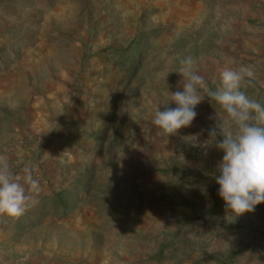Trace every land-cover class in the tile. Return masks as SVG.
<instances>
[{"label":"rangeland","instance_id":"1","mask_svg":"<svg viewBox=\"0 0 264 264\" xmlns=\"http://www.w3.org/2000/svg\"><path fill=\"white\" fill-rule=\"evenodd\" d=\"M188 58L213 91L251 68L241 90L264 103V0H0V155L40 189L6 224L9 254L264 264V203L235 215L215 181L224 153H194L223 109L204 93L176 135L152 123Z\"/></svg>","mask_w":264,"mask_h":264},{"label":"clouds","instance_id":"2","mask_svg":"<svg viewBox=\"0 0 264 264\" xmlns=\"http://www.w3.org/2000/svg\"><path fill=\"white\" fill-rule=\"evenodd\" d=\"M181 64L178 89L182 90L171 93L164 110L156 109L152 123L164 134L176 135L179 129L192 124L204 93L214 99L225 113L223 117L216 113L219 132L209 133L211 143L224 153L215 177L218 194L235 215L253 212L264 203V103L250 99L241 90L242 81L252 75V69H224L220 85L213 91L194 70L191 58ZM169 103L176 107H168ZM39 190L38 181L28 175L21 179L12 170L8 157L0 155V215L20 217L26 210V193Z\"/></svg>","mask_w":264,"mask_h":264},{"label":"crops","instance_id":"3","mask_svg":"<svg viewBox=\"0 0 264 264\" xmlns=\"http://www.w3.org/2000/svg\"><path fill=\"white\" fill-rule=\"evenodd\" d=\"M25 172V171H21ZM29 172V171H26ZM23 179V178H21ZM27 187V186H26ZM31 191H28L26 194L30 193ZM18 218H23V217H18ZM15 217H9L6 215H0V264H24L23 258L20 257H14L12 253L8 252H14L13 250L16 251V246L12 245L10 243L11 239H8V236L12 235L13 232L11 229L6 228V224L9 220H13ZM17 219V218H16ZM23 230L19 231L18 234H20ZM21 248V247H17ZM18 252L21 254V251L18 250ZM17 252V253H18ZM32 259V260H31ZM29 260V263L31 264H38L39 260L36 259V256L31 258ZM27 260V259H26Z\"/></svg>","mask_w":264,"mask_h":264},{"label":"built area","instance_id":"4","mask_svg":"<svg viewBox=\"0 0 264 264\" xmlns=\"http://www.w3.org/2000/svg\"><path fill=\"white\" fill-rule=\"evenodd\" d=\"M194 153L203 157H215L217 148L211 140L205 136H197L194 143Z\"/></svg>","mask_w":264,"mask_h":264}]
</instances>
